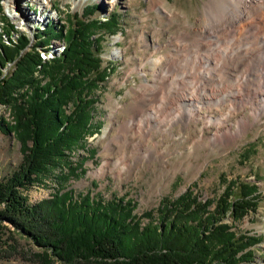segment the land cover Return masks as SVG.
<instances>
[{"label": "rangeland", "instance_id": "obj_1", "mask_svg": "<svg viewBox=\"0 0 264 264\" xmlns=\"http://www.w3.org/2000/svg\"><path fill=\"white\" fill-rule=\"evenodd\" d=\"M96 4L101 10L91 16L87 9ZM226 4L227 0H0V43L13 47L16 44L9 40L15 33L29 36L20 24L21 15L33 24L41 16L39 11L44 17L50 11L57 19L55 23L65 26L67 31L70 23L88 22L93 17L105 21L117 11L121 18L115 34L102 28L103 35H98L102 40L100 55L105 71L94 108V124L99 130L88 136L86 148L74 155V162L84 164L78 175L65 184L66 188L76 196L91 194L106 201L119 198L132 201L135 213L143 216L156 211L163 198L174 199L188 190H193L201 200H208L218 199L231 181L256 184L261 193L257 210L236 223L230 216L226 220L236 226L239 234L259 238V243L250 250L255 264H264V113L260 121L234 140L228 138L229 131L236 122L247 118L251 107L239 109L228 121L229 125L221 129L217 122L208 123L201 118L185 126L171 125L169 132L153 125V136L144 132L134 134L135 128L153 114L162 119L172 99L191 97L189 94L195 87L203 86L199 84L202 81L210 87V72L218 74L214 84L220 93L232 87L231 67L237 70L246 64L240 74L245 73L250 79L260 75L264 51L259 62L245 53V49L259 47L258 40L242 47L237 33L220 41L208 36L209 32L228 29L232 17L225 10ZM253 31L257 33L245 29L244 34ZM45 35L46 44L63 36L55 27L39 33L38 38ZM31 42L33 46L36 43L32 37ZM63 46L65 51V42L57 48ZM117 49L121 50L120 55H115ZM242 58H246L245 62L234 67ZM154 60L159 67V87L145 89L147 78L153 79L150 62ZM140 66L147 70V77L141 74ZM14 69L15 65L8 63L5 75ZM167 99L169 103L164 104ZM198 100L207 98L199 96ZM227 103L224 97L211 100L204 103L205 109L200 113L213 118L226 114ZM0 116L13 122L6 106L0 105ZM222 134L223 137L227 134L225 141L217 142ZM22 160L17 138L0 133V182L12 175ZM56 174L60 176L61 172ZM57 176L47 179L44 185L36 183L25 190L28 203L33 205L49 198L60 185ZM7 225L0 232V264H34L32 254L38 249L27 238L9 232L14 227L8 222Z\"/></svg>", "mask_w": 264, "mask_h": 264}, {"label": "trees", "instance_id": "obj_2", "mask_svg": "<svg viewBox=\"0 0 264 264\" xmlns=\"http://www.w3.org/2000/svg\"><path fill=\"white\" fill-rule=\"evenodd\" d=\"M100 10L96 4L87 12L94 16ZM120 18L114 11L105 21L70 23L67 31L54 23L39 29L55 27L63 35L56 39L67 44L49 62L40 51L54 40L43 43L47 35L38 33L32 47L27 36L13 47L0 43V105L13 118L0 116V133L13 134L23 155L18 169L0 182V232L8 222L14 227L9 232L30 240L38 249L34 264H255L250 247L259 238L239 234L226 219L236 223L257 210L256 184L231 181L218 199L208 200L188 190L163 198L156 211L143 216L132 201L76 196L66 188L84 164L74 162V155L99 130L94 108L105 71L98 35L102 28L115 34ZM10 62L15 69L5 75ZM54 176L60 184L55 192L29 204L24 191Z\"/></svg>", "mask_w": 264, "mask_h": 264}, {"label": "bare ground", "instance_id": "obj_3", "mask_svg": "<svg viewBox=\"0 0 264 264\" xmlns=\"http://www.w3.org/2000/svg\"><path fill=\"white\" fill-rule=\"evenodd\" d=\"M30 10L34 11L33 8H31ZM225 10L229 14V16L232 17L231 18L232 21L228 23L230 24L228 29L218 33L209 32L208 36L209 37L214 36L215 39L219 38L218 41H220L223 38L229 37L232 33H237L239 35L240 45H242V47L253 42L254 40H258L260 43L259 47L252 49H245L246 50L245 53L254 56L255 58H258V62L261 61L259 59V55L261 56V53L264 51V0H227V4L225 5ZM41 13L42 11H39V16L41 15L39 18L37 15H35L37 16L38 20H34L33 24L27 22L28 20L25 15L24 16L21 15L22 17L20 19L21 20L20 24L24 29H26L29 32L28 37L31 43L30 46H33L31 42V37L32 40L34 38V41L37 42V39L35 37H37L39 33L38 31L39 29L44 30V28L47 27L48 24H53V23L56 24L55 20L57 19L54 15L52 16V12L48 11L47 16L45 15V17L42 16ZM16 14L13 15L14 18L17 17ZM45 20H47V22H45ZM51 20L53 21L49 22ZM58 21L60 22L59 19ZM245 29L256 30L257 33L253 31L249 35H247L244 34ZM203 30H205V28L199 29V31H203ZM20 34L15 33V35L11 36V39L9 41L17 44L20 38L23 36L22 35L23 33ZM30 34L32 36H30ZM1 42L3 43V41ZM63 42H64L63 39L61 40L54 39L50 43V45H48L44 49L40 48L41 55L44 58V60L48 61L60 56L64 51V46L60 48L57 47L59 45H63ZM120 53L121 50L117 49L115 51V55H120ZM245 60L246 58H242L238 60L236 63H234V67H237L238 64L242 65L245 62ZM150 63H151L150 73L153 75V79L149 80L147 78V83L144 84L143 87H146L145 89L153 90L154 88L159 87V84L157 82L158 80L157 70L159 69V67L157 65V60H154L153 62ZM164 64L165 66H167V63ZM262 64L263 66H261L260 75L256 74L252 79L247 78V75L245 73L243 74L241 73L242 75L240 74V72L242 71L243 67L246 64L240 68H237V70H233L231 69L232 68L231 67L230 75L233 76L234 80L232 81L233 83L232 87L226 93L224 92V90H221L220 93L219 92L220 90H218L216 85L214 84V81L218 77V74L214 72H210L209 75L211 76V80H212L210 87L207 84V82L205 83L204 81H202L199 83V84L203 83V86L201 88H198L197 86L191 91L194 95H196V97L192 93H190L189 95L191 97L183 96L182 98L180 96L181 99L178 100H175L177 98H175L174 100L172 99L171 103H169L168 99L165 100L164 104L169 103V105L165 108L167 112L162 114V119L160 118V116L153 114L142 125H139L137 127V130L140 129L139 131H137L135 128L134 131L135 136L136 134H140L142 132L147 133V135L149 136H153L152 133L153 131L151 130L153 125L154 127L156 126L159 130L165 129V131L169 132L170 129L169 126L171 125H176L181 123L185 126L187 123L191 121H198L201 118L207 120L208 123L217 122V124L221 129L222 127L228 124V121L237 111H239V109L251 107V112H250L251 115L249 114L247 118L241 119L240 121L236 122V124L233 125L231 131L228 130L230 132L229 133L230 137L228 138H233L234 140V138L237 139L238 137H241L246 132L247 128L253 126L256 122L262 119V115L264 113V62L263 61ZM140 72L142 75L147 77V70H145L144 67L140 68ZM206 89L208 90L206 91ZM199 96L200 98L203 99L207 98V100L199 101L198 100ZM220 97H224L225 101H228L227 104H224V106L226 105L227 108L226 114L219 115L213 118L212 116H204L200 113L202 112V110L205 109L204 103L206 102L210 103L211 100H217V99L219 100ZM236 101H238V106H236L237 104ZM182 111H188V112L182 113ZM224 135L226 136L227 134ZM225 136L223 137L222 134L220 136V139L217 140V142L225 141ZM127 142H129V140H127Z\"/></svg>", "mask_w": 264, "mask_h": 264}]
</instances>
